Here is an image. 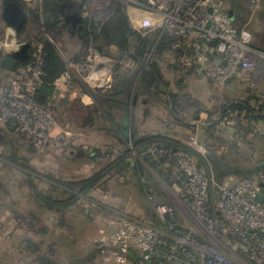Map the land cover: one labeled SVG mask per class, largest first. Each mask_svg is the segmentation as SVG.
I'll use <instances>...</instances> for the list:
<instances>
[{"label": "rangeland", "instance_id": "1", "mask_svg": "<svg viewBox=\"0 0 264 264\" xmlns=\"http://www.w3.org/2000/svg\"><path fill=\"white\" fill-rule=\"evenodd\" d=\"M117 2L126 7L132 27L136 31L145 34L146 31L161 30L157 27L158 22H154L158 16L151 14L152 20L146 23L144 18L150 13L145 9L138 8L127 0ZM131 46H134V40ZM12 49L16 47L9 49L8 52ZM109 50L114 54L117 49L109 47ZM158 54H155L154 58L167 81L175 85L181 78L182 87L192 92H195L196 85L206 84L202 95L196 96L199 101L201 98L204 102L207 99L208 102L195 114L198 118L192 117V121L189 122L196 121L199 124L191 127L192 129L186 126L189 130L186 132L189 140H186L184 132H180L181 124L176 122L175 118L173 120L169 117L170 113L166 108L168 98L164 96L162 105L152 107L150 116L138 121L140 137L154 141L155 138L151 139V132L178 130V136L170 135L169 141L191 148L205 158H217L243 167H251L264 161V134L259 132V123H252L247 128L244 127L245 122L241 125L236 117H232L233 115L221 120L220 108L224 100L244 95L242 92L244 86L258 87L263 84L264 64L259 61L254 70L237 74L229 83H221L220 75L211 79L206 74L187 72V67L182 64L180 66L184 69L172 71L174 68L169 64L175 55L168 51ZM65 58L71 65L72 61L68 56ZM88 58L93 61L92 65L95 68L88 70L84 77L77 74L78 81H83L95 93H104L106 91L102 88H108L115 81L113 69L117 61L110 54L99 56L97 59L90 56ZM118 62L120 70L126 74L131 73H129L130 68H133L131 65L135 66L133 60L126 56ZM93 75L96 77L94 81L90 80ZM71 81L67 86L61 85L57 91L54 103L57 125L48 131L49 142L50 140L52 142L46 146L42 144L37 149L28 133L23 134L17 130L0 127V264H42L41 262L75 264L76 260L93 254L94 250L106 245L102 240H111L126 223L124 222L126 216L119 218L111 211L117 207L115 201L119 199V195L124 210L139 215L136 220L144 223L148 221L144 209L148 206L147 203L149 205L152 203L151 192L147 193L140 186L135 190V187L122 188L117 184L122 178L117 180L119 176L112 167L125 146L117 143V138L100 131L101 126L108 125L99 122L95 98L87 93L78 81ZM76 89L81 90L77 93ZM171 90L173 91L172 88ZM182 102L183 99H180L174 107L178 111L175 115L185 118V114L188 115L190 112ZM141 103L142 99L139 98V104ZM205 113L208 114V118L203 120L201 115ZM89 118L92 120L88 123ZM197 141L199 144H196ZM233 144L238 148H231ZM198 146L202 147L199 151ZM210 148L214 151L211 152ZM95 150L98 153L94 154ZM139 150H135L137 153L134 159L138 175L135 177L133 174L132 178L134 180L138 178L147 189H150V184L154 189L152 194L156 195V189H161L156 180L162 179L157 168L167 163L159 162L158 166L148 165L157 176L155 182L147 174L143 176L138 171L137 168L141 166L144 168L147 163L145 153ZM148 152L158 157L155 148H150ZM96 175L102 178L99 184L87 193L81 194L80 182H85ZM210 179L212 183L215 182L212 177ZM239 180L241 179L232 175L225 178L224 183L229 186ZM166 188L165 192L169 196V200L165 198L166 202L173 201L177 205L178 188L171 186L174 193L168 186ZM48 197L54 198L55 201L59 200L60 203H54L52 200L46 207L43 205V199ZM105 206L111 209L108 210ZM26 246H30L31 250H27ZM110 252L112 255V251ZM100 262L101 253H97L90 264Z\"/></svg>", "mask_w": 264, "mask_h": 264}, {"label": "built area", "instance_id": "2", "mask_svg": "<svg viewBox=\"0 0 264 264\" xmlns=\"http://www.w3.org/2000/svg\"><path fill=\"white\" fill-rule=\"evenodd\" d=\"M91 2L95 10L105 12L117 0ZM127 2L158 16L157 27L172 38L178 62L211 79L220 75L221 83H228L237 74L254 70L264 57L251 46L250 35L234 26L224 0ZM251 3L257 8L260 0ZM22 44L0 42V49L13 46L17 51ZM41 50L39 44L28 64L14 71H0V127L28 133L37 149L52 142L47 133L57 125V91L61 85L70 84L66 72L53 84V98L47 103L39 100L45 84ZM99 56L93 53L90 58ZM92 64L88 58L86 63L71 64L70 69L84 77L95 68ZM151 148L157 154V147ZM164 154L167 165L158 167V171L171 191V186L178 188L177 205L157 200L149 184L151 204L161 225L126 216L123 228L111 240H102L106 245L99 248L100 264H264V198H258L264 194V172L232 186L213 184L188 151L172 148ZM212 185L217 197L210 192ZM132 250L139 256L132 257Z\"/></svg>", "mask_w": 264, "mask_h": 264}, {"label": "trees", "instance_id": "3", "mask_svg": "<svg viewBox=\"0 0 264 264\" xmlns=\"http://www.w3.org/2000/svg\"><path fill=\"white\" fill-rule=\"evenodd\" d=\"M224 1L226 2L227 0H224ZM124 10H125L124 4H121V2H119L117 4V11L115 12V14L112 16L111 19L107 20L104 23V25H102L103 30H104L103 36H105V39H107L106 43L107 44L116 43L121 46L123 54L121 57L116 58L119 60L125 57L124 56L126 55L124 54L126 53L125 46H127V44L131 46V38H134V46L131 47V50H132L133 56L134 54L135 56L133 57L129 55L126 57H130L133 60V62L137 64L138 69L136 68L133 71V74L134 73L137 74V72L141 69H143L144 71V73L139 78L138 85L136 86L137 87L136 94H138V98L144 99L145 101H147V104H153V103L160 104V102L163 99L162 95L169 97L168 102H167L169 105L166 106V108L168 109V112L173 115V118H175L177 122H182L183 119L175 115L176 113H178V111L175 110L174 108L176 107V104L179 103L180 99H182L181 94L179 95L177 93L170 92L167 89V87L171 85V82L167 81L164 78L162 74L163 70L160 68L159 63L154 58V56H156L155 54H158V53L163 54L164 51H168L175 55L173 57L171 64H169V66L170 67L172 66L171 68H174L175 70L184 69L180 66V63L178 62V59H177L178 54H179L178 51L174 50L171 47L172 38L168 37L161 30L146 31V33L143 34V33H140L132 29V27L130 26L127 20L126 13ZM229 11H230V15H231L234 26L237 28V30L241 31V28H240L241 26H239V24H242V19L240 23L238 15L243 14L242 11L238 14L236 9H231L230 6H229ZM146 16L147 17L144 18V21L146 23L150 22L152 20L151 14H147ZM99 37H102V36L100 35ZM155 47H157L156 49L158 52L154 53L153 51L151 58L148 60L147 63H145L146 60L148 59L147 57L150 55V52ZM44 49H45V58L43 60L44 62L43 70L45 73V76H44L45 84L40 90L39 100L43 103H47L53 98V96L56 93L53 84L56 82V80H58L61 76H63L67 72V64L50 43H46ZM136 56L139 59H137ZM142 65L144 67L146 66L147 68L144 69ZM186 69H187V72L198 73L192 68H186ZM151 70L153 71V73L151 72ZM114 72H115L114 76H115V81L117 83L116 84L117 87L115 85V87L110 93L111 94L113 93L114 95H116L119 101L118 103L122 107L123 104L120 102V99L123 101H127V102L129 101V93L125 90V87H124V84L128 83V80H126L127 79L126 74L122 72L121 70L118 69V70H115ZM76 81H78V79ZM78 82L84 87V90L90 95H92L96 100H98L99 95L101 97L111 96V94L102 93V92L95 93L91 89H89L83 81L80 80ZM179 84H181L180 81H179ZM243 93L244 95H242L241 97H237L233 99L228 98L222 102V104L220 105L221 120L237 113L238 115L235 118L237 122L240 123L241 125L244 124L245 122L246 125L244 124V127L248 128L250 124L257 123L259 121L264 120V90H261L260 87H251V88H248ZM123 107H124L123 109L125 110L127 106H123ZM139 139H142V138L139 137ZM146 145L142 144L139 151L141 152ZM155 145L157 147L158 157H154L153 155L149 154L148 151L147 153L144 154L146 162L149 163L150 165L153 166V164H156L155 166H158L159 162H166L167 158L164 152L168 149H172V148L184 149L188 151L194 157L198 169L202 173H204L209 179L210 177H212L217 184H223L225 178H227L228 176L233 175L240 179H253V178H256L259 173L264 172V161L263 160L262 162H258L257 164L251 167H243L236 163H227V161L225 162L220 161L217 158H212V157L205 158L199 153H197L195 150H192L191 148L180 146V145L178 146L177 144H174L173 142H170V141H167V142L160 141V142L155 143ZM231 148L235 149L238 147H236L235 144H233L231 145ZM161 150H163L164 152L162 154H159ZM210 151L212 152L214 151V149L210 148ZM93 153L94 154L98 153V151L95 150ZM125 163H126L125 160L118 161V164L116 166L114 165L112 169H116L119 166L123 167L124 165H126ZM209 167L211 169H209ZM137 169L139 172H141V174H143V176L145 175L146 172L143 166ZM101 179L98 177V175H96L92 178L86 179L85 182H80V184L82 185L81 194L87 193L89 190L94 189L97 186V184H99ZM139 186L141 187V189H145L147 193L150 192L149 189H147L141 182ZM162 196L163 195H161L160 191L156 189L155 198H157V200L159 201H166L165 198H163ZM43 200H44L43 205H45L46 207L52 200L54 201V203L56 202L60 203L59 200L55 201L54 198H50V197H48V199L45 198ZM150 208L151 209L148 210V213L151 217V221H152L151 224L160 226L161 223L151 203H150ZM58 210H60V208H58ZM25 248L27 250H31L30 246H26ZM97 253H100V249L94 250L93 254H90L89 256H86L82 259L76 260V262L74 263L75 264H90L92 260H94V257ZM131 256L136 258L137 256H139V253L137 251L132 250ZM41 263L42 264H56V262H41Z\"/></svg>", "mask_w": 264, "mask_h": 264}, {"label": "flooded vegetation", "instance_id": "4", "mask_svg": "<svg viewBox=\"0 0 264 264\" xmlns=\"http://www.w3.org/2000/svg\"><path fill=\"white\" fill-rule=\"evenodd\" d=\"M5 1L6 0H0V42H11L14 40L20 43L21 41H25L30 45L28 60L26 62L17 63L15 68L9 71H14L31 62L30 58L39 44L42 45L40 54L44 60V48L46 43H50L66 62L67 73L70 74V84L72 82L71 80L76 81L75 79L79 78H77L76 74L70 69L69 61L65 58L67 56L72 61L71 64H80L86 63L88 57L93 53L100 56L110 54V56L117 61L115 62L114 71L120 70L119 60L116 58L122 56V48L116 43H106L107 39L103 36L104 30L102 26L115 14L118 2H115L114 6L109 8L111 9L110 12L109 9L105 12H99L93 8L91 0H18L26 18L20 30L16 33L7 26L4 17ZM124 11L132 27L126 7ZM132 29L134 28L132 27ZM7 30H11L13 33L8 34ZM100 35L102 37H99ZM132 40L134 39L131 38V42ZM112 45L117 47L114 54H111L112 52L109 50V47ZM156 48L157 47L150 52L145 63L151 58L153 51L154 53L158 52ZM9 49H0V62L5 56L11 55L14 52L13 49L11 52H8ZM125 49L126 53L124 54L126 55L124 56H133L130 45L127 44ZM136 58L139 59L137 56ZM43 67L44 62L42 64V68ZM143 68L145 69L147 67L143 66ZM2 70L6 69L2 68L0 65V71ZM151 72L153 73L152 70ZM143 73L144 71L141 69L137 74L132 73L130 76L126 74L128 83L124 84V87L129 93V101L127 102L120 99L123 106H127L125 110L123 106L121 107L119 105L116 95L110 93L117 84L116 81L112 82V86L110 85L111 87L103 89L106 91H103L104 93L111 94V96L101 97L99 95L98 100H95L100 123L102 122L108 125V127L106 126L107 128L104 125L101 126V128H104L107 135L117 138V143L128 146L130 151L132 149L139 150L142 144L146 145L147 143L144 147V153H147L155 143L160 141H153L145 138L139 139L137 135L139 131L136 128L138 125H136L131 118L133 112L136 110L135 108L140 105L138 94H136V86ZM142 103L147 104V101L142 99ZM91 120L92 119L89 118V120H87L88 123L91 122Z\"/></svg>", "mask_w": 264, "mask_h": 264}, {"label": "crops", "instance_id": "5", "mask_svg": "<svg viewBox=\"0 0 264 264\" xmlns=\"http://www.w3.org/2000/svg\"><path fill=\"white\" fill-rule=\"evenodd\" d=\"M226 2H228L227 4H229L231 9H236L238 14L242 11L243 14H241V15L239 14L238 15L240 23H241V19H242V24H239V26H241L240 27L241 31H246L250 35V38H251L250 44H251V46L255 50H258V51H260V52H262L264 54V0H260V3H259L257 8H253L252 7L251 0H227ZM7 33L11 34L13 32H11V30H7ZM13 44H10V45H13ZM111 48H116L117 49V47L114 46V45H112ZM260 62H262L264 64V57L260 59ZM131 67H133V68H130L129 73L130 72L131 73L127 74L128 76H130L133 73V71L137 68V64H135V66L131 65ZM172 71H175V69H173ZM113 73H115V72L113 71ZM125 74H126V72H125ZM90 80L94 81V80H96V77L93 75ZM179 81L181 82L182 79L180 78ZM111 86H109V87H111ZM182 86L183 85L179 84V83H176L175 85L171 83V85L169 87H167V89L170 91L171 88H172L173 91L171 90L170 92H174V93H177L179 95L181 94V98L183 99L182 103L184 104L186 110L188 108V111L190 112V114H188V115L185 114V118H181L180 117L181 119H183V121H182L183 123L179 122V124H181V127H180L181 131L180 132H184L183 133L184 138L186 140H189V137L186 134V132L188 133L189 130H187L186 126L190 125L188 127H189V129H192V128L196 127L199 124V122H196V121H194L192 123H189V122L192 121V117L198 118L195 114L200 110L201 106H206V103L208 102L207 99H205L206 102H204L201 98H200V101H199L198 100L199 98L196 95H198V94L202 95V93L204 92L203 88H205L204 86H207V85L206 84H198V85H196V87L194 88L195 92H192V90L190 91L187 88H184ZM251 87H253V86H251ZM251 87L247 86V85H246V87L244 86V89L242 90V92H245L248 88H251ZM258 87H260L261 90H264V83L260 84ZM186 89L188 90V92H187ZM79 90H81V89H79ZM79 90L76 89V92L79 93ZM102 90H103V88H102ZM164 96L165 95H162V98H164ZM165 97H167V96H165ZM167 98L169 99V97H167ZM91 101H93V100H91ZM161 102L163 103V101H161ZM161 102H160V105H162ZM166 104H168V103H166ZM157 105H158L157 103H153V104L141 103L140 105H138L135 108L136 110L133 112V115L131 117L132 120H134V123L136 125H138V123H139L138 121H143V118L145 119L148 116H150V114L152 113V109L151 108L154 107V106H157ZM168 105H166V106H168ZM196 106H198V109H196ZM205 114L201 115V119L205 120V119L208 118V114H206V115ZM193 115H195V116H193ZM237 115L238 114L236 113L235 116L233 115L232 117L235 118ZM210 116H211V119H212V115H210ZM169 117L170 118L172 117V119L174 120L173 115L171 113L169 114ZM216 121H218V120H216ZM99 122H100V119H99ZM258 123H259L258 124L259 125L258 128L260 129L259 132H261V134H264V120L259 121ZM138 127L139 126H136L137 129H138ZM203 128H205V126H203ZM178 129H179V127H178ZM100 131L105 132L104 128H101ZM138 131H139V129H138ZM160 133H162V134H160ZM160 133L157 132V131L156 132H151V136H152L151 139L155 138L154 141H166L167 142L170 139L169 137H171L170 135H173L172 137H174V136H178V134H179L178 130L169 131L168 129L164 130V133L161 132V131H160ZM138 134H137L138 137H140V131L138 132ZM179 136H181V135H179ZM145 139H150V138L146 137ZM175 144H177V143H175ZM196 144H199V142L196 143ZM177 145H180V144H177ZM124 146H125V149L122 150V153L118 156V158L116 159L117 161L114 163L115 166H116L118 164V161H122V160L126 161V163H125L126 165H124L123 167L119 166L116 169H114L115 170V174L117 176H119V178H117V180L122 178V180H119V182L117 184L120 185L122 188H125V187H128V186H131L132 188L135 187L134 189L136 190V187H139L140 181H139L138 178H136V180H134L132 177H133V174H134L135 177L138 175L136 173V171H135L136 170V167H135L136 166V162L134 160L135 156H136L135 153H137V152L134 149H132L130 151L128 146H126V145H124ZM201 148L198 146V151L201 150ZM142 151L144 152V149ZM131 156H133V157H131ZM129 157H131V158H129ZM145 164H146V167H147V168L144 167V170L146 172L145 174H147L148 177L154 179V181H155L157 176L154 175V170L153 169H149V167H148L149 163H145ZM131 178H132V180H131ZM156 181H155L156 184L159 185L158 187L159 188L161 187V189H162V190L161 189L159 190L161 195H163L162 197L163 198H168V200H169V196L165 192V190L167 189L166 188L167 187L166 181L163 179V177H162V179H160V180L157 179ZM236 183H234V184H236ZM234 184H229V186H232ZM215 188L216 187L215 186L213 187V185H212L211 188H210V192H211V194L214 197H217L218 196V191ZM117 200L115 201V202H117V207L115 206L114 209L110 208L111 211H113L116 214L117 217H119V218L122 217L123 218L124 216H129V217H132V218H135V219L139 218L138 217L139 215H135L134 213H130L127 210L123 209V207L121 206V197H120V195H119V199L117 198ZM147 205L148 206H146V208L144 209V211H145L144 213L146 214V216H148V219H147L148 221L146 223L151 224L152 223L151 217H150V215L148 213V210L151 209V208H150V205L148 203H147ZM105 208H106V206H105ZM106 209L110 210L109 208H106Z\"/></svg>", "mask_w": 264, "mask_h": 264}, {"label": "water", "instance_id": "6", "mask_svg": "<svg viewBox=\"0 0 264 264\" xmlns=\"http://www.w3.org/2000/svg\"><path fill=\"white\" fill-rule=\"evenodd\" d=\"M4 6V17L6 19L7 26L17 33L26 18V15L21 8V4L18 0H6ZM110 11L111 9H109V12ZM20 43L23 44L19 50L14 51L11 55L5 56L1 60L0 65L2 68L8 71L13 70L17 63L26 62L28 60L30 45L25 41H21ZM258 198L263 200L264 194H260Z\"/></svg>", "mask_w": 264, "mask_h": 264}, {"label": "bare ground", "instance_id": "7", "mask_svg": "<svg viewBox=\"0 0 264 264\" xmlns=\"http://www.w3.org/2000/svg\"><path fill=\"white\" fill-rule=\"evenodd\" d=\"M154 22H159V17H158V19H157L156 21H154Z\"/></svg>", "mask_w": 264, "mask_h": 264}]
</instances>
